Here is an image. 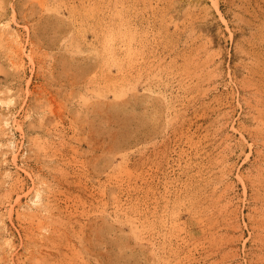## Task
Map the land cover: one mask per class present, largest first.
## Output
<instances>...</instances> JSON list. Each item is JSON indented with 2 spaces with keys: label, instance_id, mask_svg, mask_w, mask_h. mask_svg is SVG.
<instances>
[{
  "label": "rangeland",
  "instance_id": "1",
  "mask_svg": "<svg viewBox=\"0 0 264 264\" xmlns=\"http://www.w3.org/2000/svg\"><path fill=\"white\" fill-rule=\"evenodd\" d=\"M0 264H264V0H0Z\"/></svg>",
  "mask_w": 264,
  "mask_h": 264
},
{
  "label": "bare ground",
  "instance_id": "2",
  "mask_svg": "<svg viewBox=\"0 0 264 264\" xmlns=\"http://www.w3.org/2000/svg\"><path fill=\"white\" fill-rule=\"evenodd\" d=\"M42 200V190L38 189L36 194L34 195V199H32L33 204H37Z\"/></svg>",
  "mask_w": 264,
  "mask_h": 264
}]
</instances>
